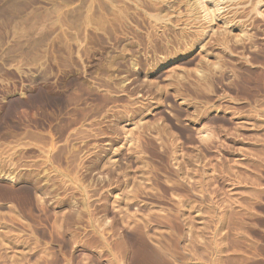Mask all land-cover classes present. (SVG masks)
<instances>
[{
	"label": "rangeland",
	"instance_id": "obj_1",
	"mask_svg": "<svg viewBox=\"0 0 264 264\" xmlns=\"http://www.w3.org/2000/svg\"><path fill=\"white\" fill-rule=\"evenodd\" d=\"M152 1L0 0V264H264V0Z\"/></svg>",
	"mask_w": 264,
	"mask_h": 264
},
{
	"label": "bare ground",
	"instance_id": "obj_2",
	"mask_svg": "<svg viewBox=\"0 0 264 264\" xmlns=\"http://www.w3.org/2000/svg\"><path fill=\"white\" fill-rule=\"evenodd\" d=\"M142 1V0H141ZM152 1V0H151ZM166 1V0H165ZM224 1L225 0H179V3L181 4V3H184L185 5H190V7H191V11H193L194 13H196V14H199V18H200V20H201V22H203V24H206V26L208 27H211L210 25L213 23V22H215L218 18H219V16H221V14H223V12L227 9V5H225V3H224ZM254 1V0H253ZM261 1V0H260ZM119 2V1H118ZM150 2V1H149ZM153 2V1H152ZM160 2V1H159ZM168 2H169V0H168ZM241 2V1H240ZM256 2V1H255ZM263 2V1H262ZM138 3H140V2H138ZM161 3H163V2H161ZM173 3V2H172ZM175 3V2H174ZM177 3H178V1H177ZM233 3V2H232ZM261 2H258L257 4H260ZM141 4V3H140ZM143 4V3H142ZM167 4V3H166ZM170 4H171V2H170ZM227 4V3H226ZM253 4V3H252ZM256 4V5H257ZM158 5H160L159 3H158V1L156 2H154V4L152 5L151 4V6H154V9L156 8H158ZM254 5V4H253ZM84 6V5H83ZM167 6H169V5H167ZM166 6V7H167ZM187 6V7H188ZM230 6V5H229ZM228 6V7H229ZM255 6V5H254ZM100 7V6H99ZM163 7V6H162ZM162 7L160 8V9H162ZM174 7V6H173ZM186 7V6H185ZM243 7V6H242ZM106 8H107V6H106ZM122 8V7H121ZM81 9V8H80ZM151 9H152V7H151ZM165 9V8H164ZM172 9V8H171ZM105 10V9H104ZM190 10V9H189ZM234 10V9H233ZM77 11V10H76ZM150 11V10H149ZM252 11H256L255 12V14H258V15H260L261 16V18L262 17H264V15H263V13H261L260 12V10L258 9V5L257 6H255V7H253V9H252ZM109 12V11H108ZM190 12V11H189ZM77 13V12H76ZM113 13V12H112ZM111 14V13H110ZM132 14H133V12H132ZM140 14V13H139ZM244 14V13H243ZM78 15V14H77ZM81 15H83V14H81ZM115 15V14H114ZM113 15V16H114ZM134 15V14H133ZM140 15H142V14H140ZM237 15V14H236ZM235 15V16H236ZM241 15V14H240ZM118 16V15H117ZM117 16H116V18H117ZM131 16V15H130ZM247 16V15H246ZM95 17H96V15H95ZM100 17V16H99ZM125 18V17H124ZM177 18V17H176ZM95 19V18H94ZM109 19V18H108ZM115 19V18H114ZM119 19V18H118ZM147 20V19H146ZM259 20V19H258ZM93 21V20H92ZM109 21V20H108ZM159 21V20H158ZM230 21V20H229ZM228 21V22H229ZM96 22V21H95ZM98 22V21H97ZM177 22V21H176ZM231 22V21H230ZM75 23V22H74ZM77 23V22H76ZM153 23V22H152ZM79 24V23H78ZM114 24H116V23H114ZM123 24V23H122ZM154 24V23H153ZM159 24V23H158ZM81 25V24H80ZM99 25V24H98ZM132 26V25H131ZM150 26V25H149ZM205 26V27H206ZM85 27V26H84ZM124 27V26H123ZM143 27H145V26H143ZM169 27V26H168ZM201 27V26H200ZM207 27H206V29H207ZM208 27V28H209ZM109 28V27H108ZM129 28V27H128ZM100 29H101V27H100ZM113 29V28H112ZM121 29V28H120ZM134 29V28H133ZM184 29V28H183ZM204 29V28H203ZM203 30L202 32L205 34V35H207V32H208V30ZM79 30V29H78ZM110 30V29H109ZM126 30V29H125ZM173 31V30H172ZM184 31V30H183ZM226 31V30H225ZM109 32V31H108ZM120 33V32H119ZM136 33V32H135ZM139 33V32H138ZM221 33V32H220ZM126 34V33H125ZM222 34V33H221ZM224 34H226L225 32H224ZM229 34H231V31H230V33ZM176 35V34H175ZM180 35V34H179ZM198 35V34H197ZM123 36V35H122ZM128 36V35H127ZM133 36V35H132ZM162 36V35H161ZM225 36V35H224ZM145 38V37H144ZM221 38V37H220ZM226 38V37H225ZM235 38V37H234ZM108 39V38H107ZM232 39H233V37H232ZM112 40V39H111ZM163 40V39H162ZM242 40V39H241ZM176 41V40H175ZM230 41V40H229ZM169 42V41H168ZM234 42V41H233ZM104 43V42H103ZM111 43V42H110ZM139 43V42H138ZM176 44V43H175ZM235 44V43H234ZM243 45V44H242ZM123 46V45H122ZM160 46V45H159ZM240 46V45H239ZM201 47V46H200ZM135 49V48H134ZM134 49H133V51H134ZM152 49V48H151ZM159 50V49H158ZM116 51V50H115ZM137 55V54H136ZM155 55V54H154ZM113 56V55H112ZM117 57H119V56H117ZM106 58H108V57H106ZM141 58V57H140ZM135 59V58H134ZM124 61V60H123ZM135 65V64H134ZM144 65V64H143ZM125 67V66H124ZM123 67V68H124ZM131 67V66H130ZM135 67V66H134ZM145 67V66H144ZM118 68H120V67H118ZM137 68V67H136ZM147 68V67H146ZM124 70V69H123ZM137 70V69H136ZM45 71V70H44ZM47 71V70H46ZM120 71V70H119ZM126 71V70H125ZM128 71V70H127ZM198 71V70H197ZM146 72V71H145ZM44 73V72H43ZM48 73V72H47ZM127 73H129V72H127ZM116 74V73H115ZM141 74H142V70H141V68L138 70V71H134V72H130V76L131 75H133V76H141ZM47 75V74H46ZM44 76H45V74H44ZM116 76V75H115ZM112 78V77H111ZM127 78V77H126ZM131 79V78H130ZM106 80V79H105ZM109 82V81H108ZM104 84V83H103ZM108 85V84H107ZM121 88V87H120ZM178 92V91H177ZM189 115V114H188ZM197 117V116H196ZM199 117V116H198ZM163 127V126H162ZM159 128V127H158ZM162 129V128H161ZM162 131V130H161ZM204 131V130H203ZM212 133H213V131H212ZM211 133V134H212ZM230 133V132H229ZM82 134V133H81ZM209 134V133H208ZM216 134V133H215ZM231 134V133H230ZM229 134V135H230ZM150 136V135H149ZM211 136V135H210ZM157 137V136H156ZM204 137V136H203ZM206 137V136H205ZM154 139V138H153ZM218 139V138H217ZM143 140V139H142ZM177 140V139H176ZM210 140V139H209ZM204 141V140H203ZM208 141V140H207ZM136 142V141H135ZM144 142V141H143ZM150 142V141H149ZM206 142V141H205ZM174 143V142H173ZM176 143V142H175ZM136 144V143H135ZM205 146V145H204ZM138 147V146H137ZM159 147V146H158ZM171 147V146H170ZM210 147V146H209ZM216 147V146H215ZM182 148V147H181ZM214 148V147H213ZM218 148V147H217ZM147 149V148H146ZM166 149V148H165ZM164 149V150H165ZM163 151V150H162ZM181 151V150H180ZM209 151H212V149L211 150H209ZM193 152H194V150H193ZM146 153V152H145ZM195 153V152H194ZM198 153V152H197ZM165 154V153H164ZM177 154V153H176ZM188 154V153H187ZM190 155V154H189ZM203 156V155H202ZM177 157V156H176ZM196 158V157H195ZM184 161V160H183ZM186 162V161H185ZM183 164V163H182ZM227 164V163H226ZM232 164V163H231ZM209 165V164H208ZM213 165V164H212ZM196 168V167H195ZM213 168H214V166H213ZM212 168V169H213ZM192 169H194V168H192ZM231 169V168H230ZM234 169V168H233ZM193 171V170H192ZM226 172H228V171H226ZM142 173V172H141ZM196 173V172H195ZM212 173H214V172H212ZM220 173V172H219ZM218 174V173H217ZM189 175H191V174H189ZM222 175V174H221ZM220 175V176H221ZM231 175H232V173H231ZM207 176V175H206ZM184 177V176H183ZM209 177V176H208ZM225 177V176H224ZM191 178L192 177H190V180H191ZM206 180V179H205ZM140 181V180H139ZM192 181V180H191ZM188 182V181H187ZM140 183H142V182H140ZM144 183V182H143ZM198 183V182H197ZM138 184V183H137ZM142 185V184H141ZM136 188H137V186H136ZM199 188V187H198ZM215 188V187H214ZM198 190V189H197ZM211 190H212V188H211ZM137 191V190H136ZM189 192V191H188ZM198 192V191H197ZM211 192V191H210ZM201 193H203V192H201ZM211 194V193H210ZM189 195V194H188ZM207 196V195H206ZM212 197V196H211ZM207 198V197H206ZM181 200V199H180ZM216 200V199H215ZM182 204V203H181ZM186 206V205H185ZM193 216V215H192ZM176 218V217H175ZM179 218V217H178ZM193 218H194V216H193ZM147 224V223H146ZM178 225V224H177ZM188 225V224H187ZM190 225V224H189ZM141 227V226H140ZM143 227V226H142ZM140 230H142V229H140ZM131 233V232H130ZM190 233V232H189ZM191 234H193V233H191ZM190 234V235H191ZM199 235V234H198ZM137 236V235H136ZM140 237V236H139ZM126 238V237H125ZM164 238V237H163ZM108 239V238H107ZM151 239V238H150ZM199 239V238H198ZM154 240V239H153ZM195 240V239H194ZM208 240V239H207ZM148 241V240H147ZM211 241V240H210ZM208 243V242H207ZM205 244V243H204ZM188 245V244H187ZM208 245H209V243H208ZM192 246V245H191ZM195 246V245H194ZM142 248V247H141ZM126 249V248H125ZM124 249V250H125ZM138 249H139V247H138ZM149 249V248H148ZM191 249V248H190ZM165 251V250H164ZM188 251V250H187ZM140 252V251H139ZM146 252V251H145ZM144 252V253H145ZM194 252V251H193ZM140 254H142V253H140ZM154 255V254H153ZM118 259V258H117ZM221 260V259H220Z\"/></svg>",
	"mask_w": 264,
	"mask_h": 264
}]
</instances>
